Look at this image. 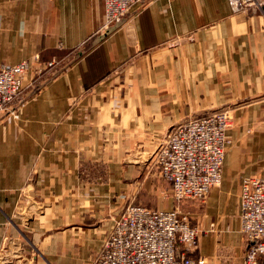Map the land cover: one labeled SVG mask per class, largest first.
<instances>
[{"label": "crops", "instance_id": "0c3cea01", "mask_svg": "<svg viewBox=\"0 0 264 264\" xmlns=\"http://www.w3.org/2000/svg\"><path fill=\"white\" fill-rule=\"evenodd\" d=\"M103 13L104 0H0V61L30 63L0 113V264L23 239L35 264H88L128 197L172 209L170 183L145 175L154 151L221 110V182L180 204L206 264H242L241 184L264 176V13L149 0L100 38Z\"/></svg>", "mask_w": 264, "mask_h": 264}, {"label": "built area", "instance_id": "2783aa9c", "mask_svg": "<svg viewBox=\"0 0 264 264\" xmlns=\"http://www.w3.org/2000/svg\"><path fill=\"white\" fill-rule=\"evenodd\" d=\"M148 1L104 0L100 38L120 26L135 3ZM229 5L233 12L264 13V0H229ZM29 67L26 60L12 65L0 61V113L22 92ZM230 123L221 110L170 127L154 151L150 168L170 183L174 207L129 202L113 219L102 247L88 264H206L196 248L199 230L190 225L180 203L203 198L220 184ZM239 196L240 230L247 241L242 264H264V176L245 178Z\"/></svg>", "mask_w": 264, "mask_h": 264}, {"label": "rangeland", "instance_id": "374dc122", "mask_svg": "<svg viewBox=\"0 0 264 264\" xmlns=\"http://www.w3.org/2000/svg\"><path fill=\"white\" fill-rule=\"evenodd\" d=\"M29 66H30V63H29ZM147 173L145 175H150V174H154L155 173V176L156 177H159L160 175L158 174L157 172V169L153 166H151V168L149 167L146 171ZM143 181H144V177H143ZM218 186V185H217ZM209 193V192H208ZM208 193L205 195V197L203 198H200V199H196V200H205V198L207 197ZM121 196L124 198L125 195L122 193L121 195H118L119 199H121ZM133 202V198L132 196L128 197L127 198V201L124 205V207L129 203V202ZM192 201V200H191ZM181 206V204H180ZM123 207V208H124ZM183 211V209H181ZM183 213L187 216L188 218V221H189V212L188 211H183ZM191 225V224H190ZM192 226V225H191ZM195 227V226H193ZM200 232H203L204 231H200L198 232L197 234V237H196V246H197V242H198V237L199 235L201 234ZM26 241H24L23 239V243L21 244V249L19 251V255H16L15 259L13 260H10V261H6L4 262L3 264H35V261H36V257H37V251H35L34 248L31 247V243L28 245L25 243ZM197 248V247H196ZM9 251V250H8ZM198 251V250H197ZM8 252L6 251V248H4V250L0 253V260H3L4 261L6 260V256H7ZM10 254V253H9ZM17 254V253H15ZM205 257V256H204ZM206 258V257H205Z\"/></svg>", "mask_w": 264, "mask_h": 264}]
</instances>
